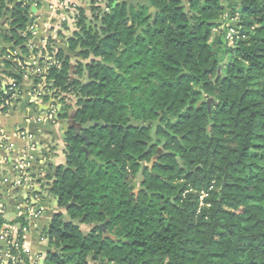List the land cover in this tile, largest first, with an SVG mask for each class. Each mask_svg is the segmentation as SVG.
<instances>
[{
  "label": "trees",
  "instance_id": "trees-1",
  "mask_svg": "<svg viewBox=\"0 0 264 264\" xmlns=\"http://www.w3.org/2000/svg\"><path fill=\"white\" fill-rule=\"evenodd\" d=\"M12 2L0 0L10 24L1 37L26 53L36 1ZM107 6L94 8L95 30L82 15L84 36L70 40L90 60L77 78L68 56L46 51L60 66L44 102L56 98L66 113L74 104L81 129L67 134L65 165L48 178L61 212L45 264H264V0ZM237 16L232 46L220 30ZM23 73L9 74L21 95ZM10 95L1 91L0 104Z\"/></svg>",
  "mask_w": 264,
  "mask_h": 264
},
{
  "label": "crops",
  "instance_id": "crops-1",
  "mask_svg": "<svg viewBox=\"0 0 264 264\" xmlns=\"http://www.w3.org/2000/svg\"><path fill=\"white\" fill-rule=\"evenodd\" d=\"M11 1L13 2L9 7L13 9L15 2L18 0ZM35 1L36 3L32 8L31 21L28 28V32L31 33V39L25 44L26 53L23 52L21 47H15L14 44L5 42L1 37V33L10 30V24L8 22L9 16L0 21V54L3 49L10 52V56L5 54L0 57V81L4 83L11 82L13 79L9 74L20 71V63L29 64L40 61L49 48L52 49L53 52L61 51L65 56L71 59L73 65L71 80L77 78L75 72L77 71L78 64H84L85 61L87 62L88 60H84L80 56L82 52L80 48L75 52L70 50V40L74 38L77 33L82 35V27L78 24L82 15L86 17L87 29H96L93 13L94 8L98 5L93 0H80L76 6L78 15L75 16L74 12L71 10L64 9L61 12L65 13L71 20L69 22L60 23L53 10V6H55L57 2H63L64 0ZM6 61L12 64L11 68L6 67ZM31 82L32 79L24 78V95L18 99L15 109L6 112L0 111V132L3 136L8 138L9 142L15 145L18 150L23 149L26 145L18 136L20 130L29 131L35 135L39 146L37 164L33 172L35 178L34 183L36 185L34 191L33 189H27L25 193L22 191H7L6 188L0 191V230L3 226L15 223L27 226L28 223L25 220V213L27 212L25 201L28 198L32 199L34 194H39L40 198L43 200V205L46 206V211L39 218L32 220L29 231L27 232V240L30 243L28 258L32 262L38 255H43L47 258L52 251L46 233L53 217L61 212V210L59 209V205H57V198L51 194V181L48 178H53L55 176L57 167L65 165L66 144L64 135L60 133V130L62 128L64 132V126L66 124L63 123H68V113L70 112L71 114L74 108L66 113L63 105L58 101L56 103H48L42 108V111L49 110L52 104L55 103L59 110L56 121H37L36 117L38 113L29 103L28 93L30 91ZM57 144H59L58 149ZM31 203L33 205L37 204L34 200H31Z\"/></svg>",
  "mask_w": 264,
  "mask_h": 264
},
{
  "label": "built area",
  "instance_id": "built-area-1",
  "mask_svg": "<svg viewBox=\"0 0 264 264\" xmlns=\"http://www.w3.org/2000/svg\"><path fill=\"white\" fill-rule=\"evenodd\" d=\"M79 1L80 0H64L63 2H57L56 5L53 6V10L60 23L69 22L71 20L65 13L61 12L64 9L71 10L74 12L75 16L78 15L76 6ZM107 2L108 0H97L96 4L98 5L97 7L107 11ZM238 19V16L232 18L228 27L227 39L232 43L240 39L237 28L231 25ZM241 38L243 39L245 37L241 36ZM19 66L24 72V78L32 79L28 95L30 105L38 113L36 120L39 122H55L59 111L55 103L57 101L59 102V100L56 98L51 99L49 103H55L52 104L49 110L42 111V108L47 104L44 102L45 97L48 96L53 98L47 80V74L52 68L60 66L56 56L47 52L40 61L29 64L20 63ZM36 79L39 80L37 84L35 82ZM1 91L11 93L10 97L3 99V102L0 104L1 112H3L2 110L4 108H9V110L15 109L17 100L24 95V93L21 95L18 92L17 85L13 80L9 83L0 81V92ZM18 136L26 143L25 147L21 150H18V148L11 144L9 139L0 132V191L6 188L7 191H22L25 193L27 189H33L34 191L36 185L33 176L37 164V154L39 153L36 137L33 133L25 130H20ZM205 196H207V194ZM31 200L36 201L38 205H33ZM25 203L27 211L25 213V220L28 225L24 226L15 223L3 226L0 230V264H44L46 261V256L43 255L36 256L32 262L29 260L30 243L27 240V232L29 231L32 220L39 218L46 211V206L43 205V200L40 198L39 194H34V197H32V199L28 198Z\"/></svg>",
  "mask_w": 264,
  "mask_h": 264
},
{
  "label": "water",
  "instance_id": "water-1",
  "mask_svg": "<svg viewBox=\"0 0 264 264\" xmlns=\"http://www.w3.org/2000/svg\"><path fill=\"white\" fill-rule=\"evenodd\" d=\"M154 11H155L154 9H151V12H154ZM82 36H84V35L82 34ZM220 71H221V67L219 68V72H220ZM212 102H213L212 99L208 101V104H209V107H210V108H211V103H212ZM70 105H72V107L74 108V105H73V104H70ZM61 109H62V106H61ZM60 114H61V112H60ZM75 114H76V110L74 109L73 112H72L71 114L68 115V116H69V117H68V123L64 126V138H65V139H66L67 134H68L72 129H76V130H78L79 127H80V126L74 121ZM150 125H151V122H148V123L145 124V123H142V122H135V121H132V122L129 124V127H133V128L139 129V128H149ZM95 126H101V123H95ZM106 126L110 127L109 125H106ZM76 134H77V135L80 134V131H79V132L76 131ZM81 137L86 141V144H88V137L85 136L84 134H82ZM84 151L86 152V154L88 153L86 147H84ZM161 152H162V149H159L158 153L161 154ZM158 157H159V156L157 155V156H155V157L152 159L151 163L148 165L149 168H152V167H153L154 163L158 160ZM179 162H180V160H179ZM133 185L136 186V183H134ZM57 205H59V198H57ZM101 227H102L103 231L105 232V231H106L105 225H102ZM108 237H110V236L108 235ZM53 253H54V251H53Z\"/></svg>",
  "mask_w": 264,
  "mask_h": 264
},
{
  "label": "rangeland",
  "instance_id": "rangeland-1",
  "mask_svg": "<svg viewBox=\"0 0 264 264\" xmlns=\"http://www.w3.org/2000/svg\"><path fill=\"white\" fill-rule=\"evenodd\" d=\"M226 16H227V15H225L224 18H225ZM224 18H223V20H224ZM238 18H239V17H238ZM238 20H239V19H238ZM236 22H237V21H236ZM236 22H235L234 24L232 23L231 25L235 27ZM224 24H225V25L222 27V29H221L220 31H224L223 34H226V39H224V42L227 43V40H228V39H227L226 28L229 27L230 21H229V22H225ZM231 25H230V26H231ZM236 28H237V29L239 28V21H238V23H237V27H236ZM238 31H239V29H238ZM218 32H219V31H217V33H216V30L214 31V33H216V34H218ZM232 44H235V42H234V43H232V42L229 43V45H232ZM213 45H215V49H216V50L221 49V48H220V45L217 46L215 42H213ZM232 46H233V45H232ZM88 61H90V60H88ZM88 61H87V62L85 61L84 64L88 63ZM220 73H221V72H220ZM82 79H83V81L86 80L85 77L82 78ZM207 101H208V100H207ZM46 103L48 104L49 102H46ZM49 104H50V103H49ZM16 107H17V106H16ZM68 114H70V112H69ZM63 124H67V123L64 122ZM62 130H63V129L61 128L60 133H62V134L64 135V132H63ZM59 139H62V138H59ZM58 147H59V144H57V149H58ZM148 165H149V164H148ZM211 188H212V187H211ZM210 190H211V189H210ZM134 191H135V190H134ZM134 191H133V192H134ZM206 194H207V192H206V191L204 192V190H202V191L200 192V195H201V199H200V202H201V203H200V206H199L200 208H201V206H203V200H204V198L207 197V196H205ZM83 229L87 231V230H88V227L83 226Z\"/></svg>",
  "mask_w": 264,
  "mask_h": 264
},
{
  "label": "flooded vegetation",
  "instance_id": "flooded-vegetation-1",
  "mask_svg": "<svg viewBox=\"0 0 264 264\" xmlns=\"http://www.w3.org/2000/svg\"><path fill=\"white\" fill-rule=\"evenodd\" d=\"M80 129H81V127H79V129L76 130V131L79 132ZM66 138H67V136H66ZM133 186H134V185H133ZM134 190H135V191H134ZM133 191H134L135 194H137V195L139 194V191H140V186H139V184H136V186H134Z\"/></svg>",
  "mask_w": 264,
  "mask_h": 264
}]
</instances>
